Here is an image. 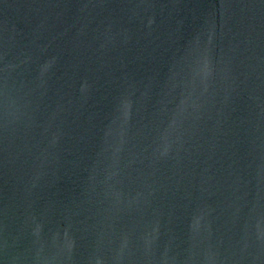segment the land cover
Returning a JSON list of instances; mask_svg holds the SVG:
<instances>
[{"label": "water", "instance_id": "water-1", "mask_svg": "<svg viewBox=\"0 0 264 264\" xmlns=\"http://www.w3.org/2000/svg\"><path fill=\"white\" fill-rule=\"evenodd\" d=\"M0 264H264V0H0Z\"/></svg>", "mask_w": 264, "mask_h": 264}]
</instances>
